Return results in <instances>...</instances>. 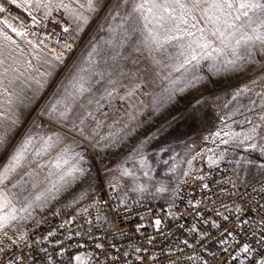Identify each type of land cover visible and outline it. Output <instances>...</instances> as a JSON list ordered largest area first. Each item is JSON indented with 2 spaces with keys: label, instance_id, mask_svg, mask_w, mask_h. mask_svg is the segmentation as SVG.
Here are the masks:
<instances>
[{
  "label": "rangeland",
  "instance_id": "1",
  "mask_svg": "<svg viewBox=\"0 0 264 264\" xmlns=\"http://www.w3.org/2000/svg\"><path fill=\"white\" fill-rule=\"evenodd\" d=\"M59 2L53 0L48 15L58 8ZM113 2L108 0L109 7L92 14L83 31L76 32V24L65 8L61 14L63 19H58L46 16L48 9L43 5H33L28 9L36 17L37 23H33L32 16L24 8L0 0L8 9L7 13H0V19L7 16L13 18L11 22L15 26L21 23L28 25V35L24 38L4 28L19 45L18 48L12 46V55L16 58L13 66L19 67L21 75L12 86H8L7 80L4 85L9 92L15 90L16 95H0L4 108H14L19 117L12 137L13 145L29 131L37 138L61 137V143L48 155L34 157L38 163H33L30 170L38 174L35 188L29 184L24 190L8 184L9 198L17 210L27 207L29 202H33V206L27 213L18 211L21 219L0 231V248L4 250L0 255L19 242L29 226L44 224L47 216L63 205L82 203L104 182H116L121 194L129 200L165 204L171 203L177 188L196 170L197 164H209V156H213L217 163H229L243 184L264 176V167H261L264 165V153L251 147L254 143L264 145V122L260 120L264 115V107L261 106L264 105V53L257 51L251 63L240 60L236 65L228 64L226 59H235L229 55L215 61L202 60L195 69L188 65L187 71H175L171 67L175 63L172 57L176 56L178 49L169 47L164 53H155L156 58L162 61L156 63L140 43L138 34L127 40L122 38L119 17L106 19ZM63 3L70 4L73 11L78 7L73 0H63ZM44 18L66 21L62 25L69 29L71 38L82 42L79 54L73 58L66 54L64 63L56 67L51 77L43 75L48 68L45 61L51 62L53 49L57 53L62 50L48 35L40 33L39 26ZM109 27L115 31L110 32ZM28 40L33 43H27ZM92 45L97 46V51L93 53V63L89 66L88 53L92 51ZM7 52L6 48L5 55ZM113 56L116 58L112 59ZM28 61H31V66ZM8 63L13 61L10 59ZM79 67L88 69L84 75L91 91L72 105L71 119L61 122L55 115L49 116L46 109L61 101L56 106L58 111L62 110L67 101L63 99L65 93L60 87L61 82L68 86L70 70ZM245 88L249 91L237 96ZM20 89H23V104L17 100ZM130 91L132 95H128ZM9 98L13 101L11 105L7 103ZM119 101L128 107L124 114H104V109ZM88 111L95 119L88 117L80 125ZM35 112L48 120L47 128L39 126V117L33 118ZM253 125L257 126L256 135L245 140V134ZM80 127L84 128L83 135ZM225 140L228 143L222 142ZM63 150H67L70 164L83 169V173L77 172L59 181L60 171H66L69 166L57 171L49 161L54 163L57 154ZM6 162L7 156L0 152V165ZM125 169L132 175H124ZM49 172L57 174L49 176ZM52 181H58L56 189H51ZM141 185L143 190H139ZM161 187L167 191H157ZM17 193L20 195H14ZM41 193V199L36 201L34 198Z\"/></svg>",
  "mask_w": 264,
  "mask_h": 264
},
{
  "label": "built area",
  "instance_id": "2",
  "mask_svg": "<svg viewBox=\"0 0 264 264\" xmlns=\"http://www.w3.org/2000/svg\"><path fill=\"white\" fill-rule=\"evenodd\" d=\"M64 28L45 19L39 31L60 48L71 44L66 54L73 58L82 42L73 40ZM127 110L119 101L103 112L111 116ZM35 117L40 127L49 126L39 112ZM157 219L159 229L154 225ZM26 237L0 255V264H76L74 257L79 254L88 258L87 264H141L137 259L141 256L143 264H260L264 260V176L243 184L227 162L200 163L177 188L171 203L165 204L129 200L116 182H104L82 203L63 205L44 224L29 226ZM245 244L248 253L241 251Z\"/></svg>",
  "mask_w": 264,
  "mask_h": 264
},
{
  "label": "snow or ice",
  "instance_id": "3",
  "mask_svg": "<svg viewBox=\"0 0 264 264\" xmlns=\"http://www.w3.org/2000/svg\"><path fill=\"white\" fill-rule=\"evenodd\" d=\"M7 2L24 8L25 11H28L33 5L37 7L43 5L48 9L45 13L47 16L50 14L53 0H46V2L45 0H7ZM73 2L78 5L75 11L72 10L70 4L63 3V0H60L57 7L65 8L69 12L76 24L74 29L76 32L83 31L84 27L89 23L92 14L97 13L103 7H109L108 0H83V2L81 0H73ZM125 6H128L127 10H125ZM7 12L8 9L5 4L0 3V13ZM28 14L32 16L31 11H28ZM117 17L121 21L122 38L127 40L131 35L138 34L141 38L140 43L144 45L149 56L156 63H161L162 61L156 58L155 53H164L169 47L178 49L176 56L172 57L175 63L171 67L175 71H180L181 69L187 71L189 70L187 68L188 65L195 69L199 67L202 60L215 61L220 57L227 58L229 55L235 59H226L225 62L228 64L236 65L240 60L251 63L254 61L257 51L264 53V0H114L110 5L106 19L115 20ZM12 19L7 16L0 19V25L4 26L0 28V88H3V92H0V95L6 97L16 95V92L15 90L13 92L8 91L7 87L4 86L5 80H7L8 86H12L15 80L19 79L21 73L19 67L13 66L16 63V58L12 55L14 51L12 46L15 45L18 48L19 45L4 31V28L10 29L12 33L21 38L28 35V25L21 23L19 26H15L11 22ZM32 21L37 23L35 16H32ZM108 30L110 32L115 31L111 27ZM63 31L68 32L69 29L64 28ZM27 43L31 44L33 42L28 40ZM107 43H112V41H107ZM71 47V44L64 43L61 45L62 51L57 53L53 49L54 55L51 58V62L45 61L48 64V68L43 73L44 76H53L56 67L64 63L66 51L70 50ZM6 48L8 50L7 55H5ZM96 51L97 46L92 45V51L88 53L87 63L89 66L93 63L92 55ZM115 58V56L112 57V59ZM10 59L13 61L12 64L8 63ZM27 63L31 66V61ZM87 71L88 69L85 67L70 70L68 86H65L64 82H61L60 85L65 93L63 99L67 102L63 104L62 110L59 111L56 104H60L61 101L51 104L46 109L49 116L55 115L61 122L71 119L69 113L72 105L82 98L85 93L91 91V85L84 75ZM36 83L40 84V81H36ZM112 83L115 82L113 81ZM136 87H139V85H136ZM180 90L183 91V89ZM248 91L247 88L241 89L237 96L246 94ZM22 94L23 89H20V95H17V100L20 104L24 103V100L21 99ZM108 94L111 95V93ZM132 94L131 91L128 93V95ZM233 98L235 99V97ZM7 103L11 105L13 101L9 98ZM89 103H91V100ZM261 106L264 107V105ZM88 117L95 119L92 112L88 111L84 118L80 120V125H83L84 119ZM260 120L264 122V115L260 116ZM18 123L19 117L15 109L11 107L4 108L3 103L0 102V152L5 153L7 156V162L0 165V231L9 227L12 222L21 219L17 215L18 211L27 213L33 206V202H29L27 207L17 210L12 199L9 198L8 184L11 183L12 188L24 190L29 184L35 188L38 174L34 170H30L33 163H38L34 157L48 155L53 148L61 143L59 135L55 137L39 136L37 138V135L29 131L20 142L13 145L12 137ZM97 127H99V124H97ZM79 131L82 135L84 134L83 127H80ZM256 133L257 126L253 125L249 133L245 134L244 139H252ZM226 135L230 134L226 133ZM216 136L219 137L220 133L217 132ZM222 142L228 143L226 140ZM251 147L254 151L259 150L264 153V145L258 146L254 143ZM209 151L212 150L210 149ZM208 162L209 164H214L218 161L213 156H209ZM49 165L57 171L62 170L65 165L69 166L66 171H60L59 181H64L65 176H73L77 172L83 173V169L78 168L75 164H70L67 150L58 153L55 157V162L49 161ZM44 166L40 165V167ZM261 167H264V165ZM56 174L57 172H49V176ZM123 174L132 175L128 169H125ZM144 175L147 176L148 173L145 172ZM197 178L204 179L203 176ZM57 185L58 181H52L51 189H56ZM204 187L207 188L208 185L205 184ZM51 189H45V191H51ZM139 190H143V185L139 186ZM157 191L164 192L167 189L161 187ZM14 195L19 196L20 194ZM42 195L43 193L37 195L34 199L38 201ZM224 219L227 220L228 218L224 217ZM154 225L159 229L161 220H155ZM214 226L219 227V225L215 224ZM52 235L54 233L50 232L49 236ZM228 235H231V232ZM26 238V235H21L19 239L23 242ZM184 243L187 244V241H184ZM97 247L103 248V245H97ZM112 247H115V245H112ZM3 251L0 248V252ZM45 251L47 250L45 249ZM137 251H140V249H137ZM241 251L248 253L250 251L249 245H243ZM124 255L127 256L128 253L125 252ZM87 259L83 254L74 257L76 264H87ZM137 259L143 264L144 257H137ZM113 260L115 261L116 257H113ZM9 264H12V261H9ZM260 264H264V260H261Z\"/></svg>",
  "mask_w": 264,
  "mask_h": 264
},
{
  "label": "crops",
  "instance_id": "4",
  "mask_svg": "<svg viewBox=\"0 0 264 264\" xmlns=\"http://www.w3.org/2000/svg\"><path fill=\"white\" fill-rule=\"evenodd\" d=\"M64 10H63V8L62 7H59V8H56V10H54L53 12H52V15H48V16H52V17H58V19H63V16H61V14H63L62 12H63ZM44 19H47V18H44ZM48 19H53V20H55V18H48ZM55 21H57V20H55ZM58 22H60V21H58ZM62 22L63 23H66V21H64V20H62L60 23L62 24ZM64 25V24H63ZM56 43V42H55Z\"/></svg>",
  "mask_w": 264,
  "mask_h": 264
}]
</instances>
